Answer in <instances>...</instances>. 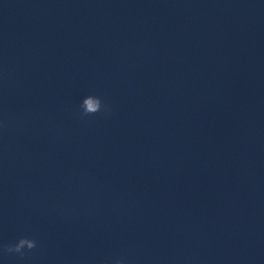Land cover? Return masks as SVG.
<instances>
[{
    "label": "water",
    "instance_id": "water-1",
    "mask_svg": "<svg viewBox=\"0 0 264 264\" xmlns=\"http://www.w3.org/2000/svg\"><path fill=\"white\" fill-rule=\"evenodd\" d=\"M0 125V264H264V0H0Z\"/></svg>",
    "mask_w": 264,
    "mask_h": 264
},
{
    "label": "clouds",
    "instance_id": "clouds-1",
    "mask_svg": "<svg viewBox=\"0 0 264 264\" xmlns=\"http://www.w3.org/2000/svg\"><path fill=\"white\" fill-rule=\"evenodd\" d=\"M79 109L82 117L96 114L107 116L111 114V106L107 102L102 101L99 96L93 94H89L83 98L79 105ZM37 247L38 243L36 239L28 236H21L15 243L0 244V254H19V256L23 258L28 252H31ZM104 264H109V262L105 261ZM114 264H124V258L115 259Z\"/></svg>",
    "mask_w": 264,
    "mask_h": 264
}]
</instances>
